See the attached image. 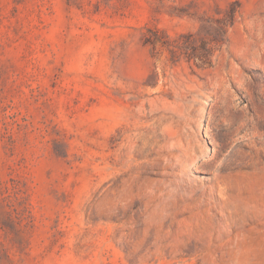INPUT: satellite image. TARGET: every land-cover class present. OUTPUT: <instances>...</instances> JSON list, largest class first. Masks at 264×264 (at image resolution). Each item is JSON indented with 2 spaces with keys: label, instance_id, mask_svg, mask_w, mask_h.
Masks as SVG:
<instances>
[{
  "label": "rangeland",
  "instance_id": "1",
  "mask_svg": "<svg viewBox=\"0 0 264 264\" xmlns=\"http://www.w3.org/2000/svg\"><path fill=\"white\" fill-rule=\"evenodd\" d=\"M0 264H264V0H0Z\"/></svg>",
  "mask_w": 264,
  "mask_h": 264
},
{
  "label": "bare ground",
  "instance_id": "2",
  "mask_svg": "<svg viewBox=\"0 0 264 264\" xmlns=\"http://www.w3.org/2000/svg\"><path fill=\"white\" fill-rule=\"evenodd\" d=\"M223 150V147L221 146L216 152H215V156L219 155V153H221V151Z\"/></svg>",
  "mask_w": 264,
  "mask_h": 264
}]
</instances>
